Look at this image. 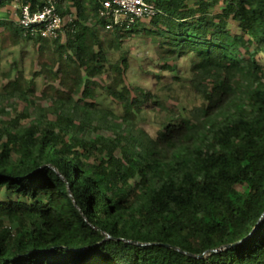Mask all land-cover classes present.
Here are the masks:
<instances>
[{
	"label": "trees",
	"instance_id": "16d2710c",
	"mask_svg": "<svg viewBox=\"0 0 264 264\" xmlns=\"http://www.w3.org/2000/svg\"><path fill=\"white\" fill-rule=\"evenodd\" d=\"M148 1L154 17L107 31L97 0H55L72 18L64 42L0 16L38 55L58 49L0 86V264H264V0ZM138 31L163 40L160 69L176 80L194 55L185 73L201 104L154 134L140 123L167 104L128 82L123 53L109 63L101 36L119 49Z\"/></svg>",
	"mask_w": 264,
	"mask_h": 264
},
{
	"label": "rangeland",
	"instance_id": "374dc122",
	"mask_svg": "<svg viewBox=\"0 0 264 264\" xmlns=\"http://www.w3.org/2000/svg\"><path fill=\"white\" fill-rule=\"evenodd\" d=\"M21 0H15L12 4L7 7L0 9V16H6L8 20L17 22L19 18V7ZM144 21V20H143ZM139 20L138 22H143ZM101 33L103 47L107 52L109 63H114L118 60L120 55L123 53L128 62L127 69V80L130 84L140 85L141 87L151 90L155 94L162 96L164 103L169 108L168 110L153 111L148 110L145 119L140 123V127L148 130L149 133L154 134L159 129V123L164 121L167 116L175 118L179 106H186L191 110L194 106L201 104L199 98L195 97L190 90V84L187 81L188 73L185 70L189 66L190 60L194 59L193 54H188L182 58L179 62V74L180 80L174 79V77L163 72L160 69L161 64L159 58L167 55V48L160 46V42L156 37L150 34H144L142 31H138L132 35L123 37V42L119 49H111L108 47V40L111 38V34L103 36ZM61 38L64 42L65 35L62 34ZM38 44L33 43L29 40L16 39L10 32V29L0 28V86L6 81L3 75L11 68L16 67L22 70L25 78H30L34 72H37L40 67V63L45 61L51 63V56L49 53L46 56V52L51 54H58V49L53 46H46L43 48L44 54L42 56L37 53ZM15 64V65H14ZM13 71V70H12ZM5 76V75H4ZM109 73L103 74V77L99 79L100 84H106L109 81ZM47 82L51 80L46 79ZM56 86L59 83L53 82ZM52 83V84H53ZM172 83V89L170 91L163 90L165 84ZM44 88L42 76H35V92L34 97H38L41 90ZM20 101H18L19 103ZM43 105L46 103L43 102ZM23 102L19 103L18 110H21ZM101 107H109L113 111L117 110L110 99L106 97L102 98L100 103ZM26 123L23 120L22 123Z\"/></svg>",
	"mask_w": 264,
	"mask_h": 264
},
{
	"label": "built area",
	"instance_id": "2783aa9c",
	"mask_svg": "<svg viewBox=\"0 0 264 264\" xmlns=\"http://www.w3.org/2000/svg\"><path fill=\"white\" fill-rule=\"evenodd\" d=\"M34 9L30 8L29 0H21L18 24L26 35H37L46 39H56L64 34V26L72 18L64 19L56 9L55 0H43ZM99 7L97 16L104 22V30L128 28L139 20L154 17L158 8L148 0H97Z\"/></svg>",
	"mask_w": 264,
	"mask_h": 264
},
{
	"label": "water",
	"instance_id": "95a60500",
	"mask_svg": "<svg viewBox=\"0 0 264 264\" xmlns=\"http://www.w3.org/2000/svg\"><path fill=\"white\" fill-rule=\"evenodd\" d=\"M175 249H178V248H176V247H174Z\"/></svg>",
	"mask_w": 264,
	"mask_h": 264
}]
</instances>
